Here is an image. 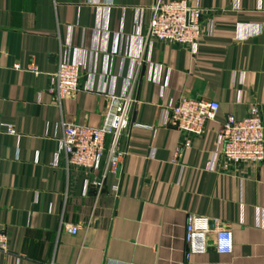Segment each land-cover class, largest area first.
I'll return each mask as SVG.
<instances>
[{"label": "crops", "instance_id": "crops-1", "mask_svg": "<svg viewBox=\"0 0 264 264\" xmlns=\"http://www.w3.org/2000/svg\"><path fill=\"white\" fill-rule=\"evenodd\" d=\"M188 1L213 34L193 48L145 49L157 0H0V119L20 135L0 139V264H264V163L225 172L218 155L229 115H264V0ZM62 61L83 76L58 107L49 89ZM137 73L120 172L101 181L69 169L52 141L61 123L101 127L104 96L126 92ZM183 98L221 106L190 148L163 125ZM196 216L231 228V255H188Z\"/></svg>", "mask_w": 264, "mask_h": 264}, {"label": "built area", "instance_id": "built-area-1", "mask_svg": "<svg viewBox=\"0 0 264 264\" xmlns=\"http://www.w3.org/2000/svg\"><path fill=\"white\" fill-rule=\"evenodd\" d=\"M151 19L142 40L145 49L154 45L168 44L186 48L199 45L206 36L214 32V25L204 24L205 11L200 3L193 5L188 0H162L150 8ZM16 70H23L20 65ZM27 71L35 75L40 72L31 65ZM82 68L72 62L62 61L58 71L51 76L49 95L55 105L74 97L81 91ZM139 75L131 79L126 92L120 95L104 96L108 102L101 127L92 128L76 123H61L62 136L52 137L57 155L63 156L69 169L84 170L94 174L100 172L101 181L109 175H116L128 155L121 142L131 127L134 109L137 105L134 96ZM221 106L217 102L202 99L183 98L178 105L169 108V126L179 132L185 147L205 136L209 122L216 120ZM168 110V109H167ZM3 136L19 137L17 129L0 119V139ZM219 158L222 171H234L242 165L259 166L264 163V115L260 107L250 109L244 119L229 115L218 133ZM176 163V162H175ZM104 168L101 170L102 165ZM101 182L94 183L97 187ZM80 227H72L70 233L77 235ZM187 252L189 256L205 255L212 246L219 255H231L234 250V237L230 227L219 220L208 217H193L186 227ZM9 239L0 232V253L7 251Z\"/></svg>", "mask_w": 264, "mask_h": 264}]
</instances>
